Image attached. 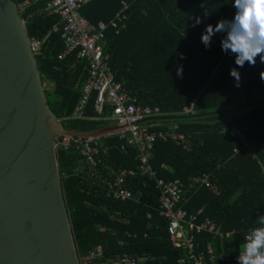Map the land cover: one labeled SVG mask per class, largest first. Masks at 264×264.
Wrapping results in <instances>:
<instances>
[{
    "label": "trees",
    "instance_id": "1",
    "mask_svg": "<svg viewBox=\"0 0 264 264\" xmlns=\"http://www.w3.org/2000/svg\"><path fill=\"white\" fill-rule=\"evenodd\" d=\"M124 1L128 8L123 28L105 30L103 47L110 70L130 95L163 113L154 118L159 125L147 127L148 131L174 123L176 131L193 133L188 149L170 138L155 140L148 160L157 176L181 181L186 197L183 208L193 213L200 210L197 221L207 218L224 234L235 231L221 238L203 230L193 237L195 251L204 252L210 243L217 263L230 260L238 254L245 233L264 213V82L259 75L264 62L257 55L253 65L245 61L242 67L236 66L233 56L220 49V33L213 35L208 48L201 44L199 35L205 24L231 18L234 9L230 0ZM120 2L89 0L79 11L91 23L107 22L121 8ZM43 5L32 3L19 13L28 41L47 35L32 56L49 111L66 130L87 132L113 123L108 106L101 113L94 111V92L80 113L72 114L87 69L74 53L60 55L63 42L59 31L52 30L57 15L39 11ZM196 17L201 22L193 26ZM177 65L182 66L180 77L175 74ZM230 67L238 69L239 87L229 75ZM239 93L243 99L238 98ZM191 101V110L186 112ZM231 125L245 128L229 136L226 131ZM100 136L107 151L99 149L96 156L103 159L96 165L86 162L74 146L56 148L80 264L97 245L102 248L100 256L86 263L111 261L126 252L151 256L136 264H181L178 259L186 249L173 246L169 239L168 220L159 214V192L151 177L137 174L128 178L131 199L113 200L106 195L113 171L137 166V148L128 141L130 133L123 138ZM202 174L208 175L209 186L192 183Z\"/></svg>",
    "mask_w": 264,
    "mask_h": 264
},
{
    "label": "water",
    "instance_id": "2",
    "mask_svg": "<svg viewBox=\"0 0 264 264\" xmlns=\"http://www.w3.org/2000/svg\"><path fill=\"white\" fill-rule=\"evenodd\" d=\"M64 129L49 111L17 3L0 0V264H80L56 161Z\"/></svg>",
    "mask_w": 264,
    "mask_h": 264
},
{
    "label": "built area",
    "instance_id": "3",
    "mask_svg": "<svg viewBox=\"0 0 264 264\" xmlns=\"http://www.w3.org/2000/svg\"><path fill=\"white\" fill-rule=\"evenodd\" d=\"M89 0H19L18 10H23L25 6L32 3L42 2L44 5L39 11L45 10L48 13L57 15V22L53 25V31H59L63 42V51L60 55L74 53L75 58L82 60L87 69L86 79L81 85V97L73 110V115H78L91 92L95 93L93 100V109L96 113H101L104 106H108L110 118L118 123L121 128L117 131L104 133V136L116 134L119 138L129 132V142L137 148L136 160L137 166L134 168H120L113 171L114 177L107 185L106 195L113 200H127L132 198L130 189L126 186L129 177L137 174L151 177L154 181V187L159 192V214L168 220L167 232L173 246H182L186 249L184 256L178 259L181 264H238L236 255L230 260L217 263L215 261L213 248L210 243L206 244L205 251H195L194 233L206 230L217 234L219 237L228 236L234 233L230 230L222 233L215 223L205 218L197 221V213L186 212L183 203L186 197L183 193L182 183L178 178L165 179L157 176L155 170L149 163V149L157 139L166 140L170 138L184 149L191 147L193 133L176 131V124L170 123L166 129H157L148 131L147 127L159 125L154 118L163 115L157 106H150L140 102L137 96L130 95L124 88L121 81L113 77L108 64V54L104 51L103 41L107 27H113L115 32L123 28V20L126 18V9L128 3L121 0V8L116 12L114 18L107 22L98 21L89 22L81 13L80 8ZM121 21V23H118ZM45 35L42 39H31L28 41L31 52L39 50L44 43ZM220 70V69H218ZM193 101L185 111H190ZM245 127L238 128L231 125L227 129L229 136L239 134ZM74 146L90 165H96L102 162L101 156L96 153L101 150L106 153L107 146L102 144L101 136L90 137H69L61 136L56 141L57 147ZM245 151L249 147L242 146ZM238 148V147H237ZM236 148V150H238ZM162 167H166L162 164ZM192 183L195 186H209L208 175L194 177ZM245 237V236H244ZM243 245L240 250H242ZM239 250V251H240ZM102 248L100 245L94 247L84 258L86 261L99 257ZM150 255L143 253L141 255H131L123 252L111 261L85 263V264H136L138 261L146 260Z\"/></svg>",
    "mask_w": 264,
    "mask_h": 264
},
{
    "label": "clouds",
    "instance_id": "4",
    "mask_svg": "<svg viewBox=\"0 0 264 264\" xmlns=\"http://www.w3.org/2000/svg\"><path fill=\"white\" fill-rule=\"evenodd\" d=\"M234 9L231 18L218 19L215 24H205L199 35L204 48H208L214 34H222L219 46L222 52L232 55L234 64L242 67L256 63V57L264 62V0H230ZM200 17L193 20V26L199 25ZM264 82V76L261 75ZM177 77L182 75V66L175 69ZM234 78V86L239 87L240 75L236 67L229 68ZM257 224L246 233L242 250L236 255L238 264H264V213L256 219Z\"/></svg>",
    "mask_w": 264,
    "mask_h": 264
},
{
    "label": "rangeland",
    "instance_id": "5",
    "mask_svg": "<svg viewBox=\"0 0 264 264\" xmlns=\"http://www.w3.org/2000/svg\"><path fill=\"white\" fill-rule=\"evenodd\" d=\"M44 86H45V85H44ZM238 96H239V97H238L239 99H243V95H242V93H239ZM86 262H87L86 259L83 258V264H85Z\"/></svg>",
    "mask_w": 264,
    "mask_h": 264
},
{
    "label": "crops",
    "instance_id": "6",
    "mask_svg": "<svg viewBox=\"0 0 264 264\" xmlns=\"http://www.w3.org/2000/svg\"><path fill=\"white\" fill-rule=\"evenodd\" d=\"M147 254V253H146ZM149 255V254H148Z\"/></svg>",
    "mask_w": 264,
    "mask_h": 264
}]
</instances>
